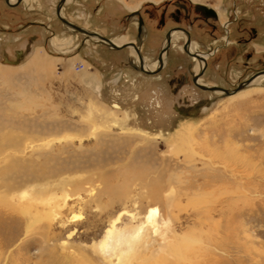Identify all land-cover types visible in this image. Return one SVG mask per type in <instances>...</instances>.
<instances>
[{"label": "rangeland", "instance_id": "1", "mask_svg": "<svg viewBox=\"0 0 264 264\" xmlns=\"http://www.w3.org/2000/svg\"><path fill=\"white\" fill-rule=\"evenodd\" d=\"M243 1L264 21V0H66L61 16L134 43L142 19L148 64L173 27L201 52L218 38L201 83L232 90L264 71V27L240 38L254 27L235 20ZM58 2L0 0V264H264V80L200 90L182 34L156 74L131 49L114 67L110 48L60 22ZM199 6L228 12V36L209 19L208 40ZM53 36L76 48L54 52Z\"/></svg>", "mask_w": 264, "mask_h": 264}, {"label": "flooded vegetation", "instance_id": "2", "mask_svg": "<svg viewBox=\"0 0 264 264\" xmlns=\"http://www.w3.org/2000/svg\"><path fill=\"white\" fill-rule=\"evenodd\" d=\"M198 10L200 11V13H201V15H202V17H203V20L200 22V27H201L204 31H206V32L208 33L207 35H208L209 39L211 40V39H213V37H216L214 34H215L216 30H217V27H216L215 24L210 23L209 19H212V20H214V21L217 22V21H219V20H218V16H217L216 12H215L213 9L206 8L205 6H199ZM216 10H219V9H216ZM234 17H235V20L237 21V19H236V15H235V14H234ZM174 19H175V21H178V20H179L178 16H175ZM177 23H178V22H177ZM231 24H232V23H230L229 20H224V21L220 24V27L223 28V29L226 31V35H227V36H228V33H229L228 28H229V26H230ZM180 30H185V31L188 33V37H189V40H190V44L187 46V50L189 51V53H188L187 51L184 50V45H185V43H186L187 36H186L185 33H183V32L180 31ZM169 31H171V40H170V43H169V45H168V49H167L165 52H163V49H164L165 46L167 45V42H166V40H165V36H166V34H167ZM225 31H224V32H225ZM93 33H95V32H93ZM138 33H139V36H138V38L136 39L135 43H134V42H132V43H134V45L139 49V51H140V53H141V51L143 52V45H144V36H143V35L146 36L145 30L142 29V19H139V30H138ZM245 33H246V32H245V28H242V29H241V34H245ZM251 33H252V35H251L249 38H244V37H240V38H242V40H244V41L247 42V43L252 42L253 39H254V36H255V32H254L253 29L251 30ZM95 34H97V33H95ZM166 34H165V36H164V40H163V42H162V46H161L160 51H159V53H158V55H157V57H156V60H155L152 64H148L146 58L141 54V55H142V58H143V68H144L145 70H151V71H152V70H154L156 67H158V64H159V62H158V57H159L160 53H161V59H162V64H163V66H162V68H161L158 72H160L161 70H163V69H165V68L167 67V63H168V61H169V57H170V55H171V47H172V45H173V41L178 37L179 34H182L183 36H185V41L183 42V45L181 46V47H182V48H181L182 51H183L186 55L190 56V57L196 62V67H195V73H194V74L191 72V69H190V68L188 69V73L191 75L192 79H193L194 76L198 75V73H201L200 77L203 75L204 71L206 70V66H207L206 61H207L209 58L214 57V55H216L217 52L219 51V49L216 47V45H217L216 41H217L218 38H217L216 40L213 39L212 42L209 43V45H208V47L205 49V51H204V52H201V51H199V50L196 49L195 45H193V43H192V39H191V33H190V30L188 31V30H186V29H184V28H182V27H180V26H176V27H173L172 29H169V30L166 32ZM97 35H99V34H97ZM99 36H101V35H99ZM243 36H244V35H243ZM101 37H102V36H101ZM95 40H96V39H95ZM114 40H120V41H122V44H121V45L129 43L128 41H126V40L123 39V38L113 39V41H114ZM223 40H225L226 43L229 42L228 38H226V37H223ZM96 41H98V40H96ZM111 41H112V40H111ZM113 41H112V42H113ZM197 45H198V44H197ZM118 46H120V45H118ZM192 47H193V48H192ZM130 49L133 51L132 48H130ZM133 52H134V51H133ZM194 54H198L200 57H202V58L204 59V61H202V60H200V59H197V58L193 57ZM192 55H193V56H192ZM163 58H164V59H163ZM136 60H137V64H136V67H134V68L139 70V63H138L137 56H136ZM145 63H146L147 65H146ZM139 71H140V70H139ZM158 72H157V73H158ZM260 72H264V71H259V72L255 73V74H258V73H260ZM155 74H156V73H155ZM255 74H254V75H255ZM187 76H188V75H187ZM252 76H253V75H252ZM200 77L198 78V83H199V84H202V83H201L202 80H201ZM192 83H193V82H192ZM241 83H242V82H241ZM193 84H194V83H193ZM194 85H195V84H194ZM204 85H206V84H204ZM195 86H196V85H195ZM211 86H217V85H211ZM196 87H197V86H196ZM217 87H219V86H217ZM220 88H222V87H220ZM223 89H224V88H223Z\"/></svg>", "mask_w": 264, "mask_h": 264}, {"label": "water", "instance_id": "3", "mask_svg": "<svg viewBox=\"0 0 264 264\" xmlns=\"http://www.w3.org/2000/svg\"><path fill=\"white\" fill-rule=\"evenodd\" d=\"M23 0H16L14 3H11L10 0H4L5 4L8 5L9 7H15L17 5H19ZM66 2V0H59L57 6H56V16L57 18L60 20V22L66 26L67 28L73 30L74 32L76 33H80L84 36H86L87 38H95L97 39L98 43H101L105 46H107L108 48L112 49V50H120V49H124V48H132L135 55L137 56V59H138V63H139V70L143 73H146V74H155L157 73L163 66L162 64V59H161V53L158 57V67H156L154 70H145L143 68V58H142V55L139 51V49L134 45V43L132 42H129L127 44H123V45H115L114 43H112V41L110 39H107L105 37H101L93 32H89L75 24H72L70 23L69 21H67L66 19H64L62 16H61V10H62V7L64 5V3ZM182 31L183 33L186 34L187 36V40H186V43L184 45V50L187 51L189 53V51L187 50V46L190 44V40H189V37H188V33L185 31V30H180ZM165 40L167 42V49H168V45L170 43V40H171V31H169L166 36H165ZM22 55V53L20 51H18L16 53V61L13 62V64H16L18 63L19 61V57ZM193 56V55H192ZM195 58L197 59H200L202 61H204V59L202 57H200L198 54H194ZM7 63L11 64L10 61L6 60ZM201 73H198V75L194 76L193 79H192V82L200 89V90H203V91H209V92H221L222 94H224V96H231V95H234L235 93H237L238 91H241L242 89H244L245 87H247L248 85L251 84V82L259 75H264V72H260L258 74H255L253 76H251L249 79H247L246 81L240 83L235 89H232V90H228V89H223V88H220V87H217V86H209V85H204V84H199L197 82L198 78L200 77Z\"/></svg>", "mask_w": 264, "mask_h": 264}, {"label": "crops", "instance_id": "4", "mask_svg": "<svg viewBox=\"0 0 264 264\" xmlns=\"http://www.w3.org/2000/svg\"><path fill=\"white\" fill-rule=\"evenodd\" d=\"M249 5H250L249 1L241 2L240 6L236 8V11L234 14L236 15V19L241 20L242 23L253 24L254 27H251V29H253L255 32V36H254L253 40H257L258 39L257 27L258 28L264 27V25H263L264 21L260 20V18L257 15H255V13H253V11H251L249 9ZM228 16H229L228 12H225V13L220 12V16L218 17V20H219V18H220V20H223V19L227 20ZM31 36H32V39L34 41L33 47H32V54L33 55L41 54L42 51L45 50V46H46L45 43L42 42V39H40V36L37 34L36 31ZM147 36H148V34H146V37ZM107 39H110V38H107ZM58 40L59 39L57 36H53L51 38V40H49L50 49H52L54 52L66 53V52L71 51V48H74L76 46V44H75L76 40L72 36L70 38H68L67 40H65L64 43L58 42ZM203 40L198 38L197 42L200 45H203L204 44ZM208 40H210V39H208ZM108 52H109L110 57L112 58L111 63H114V64H112L114 67L115 66L117 67L118 65H122V63H124V62H122V60H119L123 54H128L129 56H131L130 48H124V49H120V50L109 49ZM146 54H152L151 50L149 49L146 52Z\"/></svg>", "mask_w": 264, "mask_h": 264}, {"label": "bare ground", "instance_id": "5", "mask_svg": "<svg viewBox=\"0 0 264 264\" xmlns=\"http://www.w3.org/2000/svg\"><path fill=\"white\" fill-rule=\"evenodd\" d=\"M16 1V0H15ZM14 1V2H15ZM10 2L11 3H14V2H12V0H10ZM138 7V4H137V6L135 7V8H132V7H129V9H136ZM69 29V28H68ZM71 30V29H70ZM73 31V30H72ZM90 32V31H89ZM93 39H95V38H93ZM97 40V39H96ZM112 43H114L115 45H121L122 44V41H120V40H114ZM193 48V47H192ZM167 50V47L165 46V48L163 49V52H165ZM40 55L39 54H35L33 57V59H32V61H31V64L32 65H34L36 68H39L41 65H43V63H46L47 61L46 60H43L42 61V59H41V57H39ZM164 59V58H163ZM40 63H42V64H40ZM264 80V75H259V76H257L252 82H251V84L250 85H254V84H258V83H260L261 81H263ZM197 82H198V80H197ZM239 92V91H238ZM237 92V93H238ZM215 93H217V94H222L221 92H215ZM236 94V93H235ZM234 94V95H235ZM224 95V94H223ZM231 96H233V95H231ZM155 214V213H154ZM152 215H153V212H150L149 213V215H148V219H151V217H152ZM153 220V219H152ZM151 221V220H150ZM29 228V227H28ZM112 232V230H109L108 232H107V235L109 236V234Z\"/></svg>", "mask_w": 264, "mask_h": 264}, {"label": "built area", "instance_id": "6", "mask_svg": "<svg viewBox=\"0 0 264 264\" xmlns=\"http://www.w3.org/2000/svg\"><path fill=\"white\" fill-rule=\"evenodd\" d=\"M74 68L77 72H79L84 69V65L79 62L74 65Z\"/></svg>", "mask_w": 264, "mask_h": 264}]
</instances>
